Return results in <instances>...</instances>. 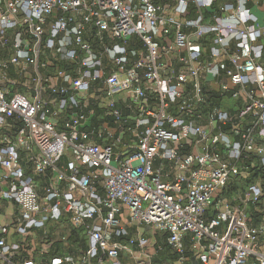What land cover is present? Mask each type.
<instances>
[{"label":"built area","instance_id":"obj_1","mask_svg":"<svg viewBox=\"0 0 264 264\" xmlns=\"http://www.w3.org/2000/svg\"><path fill=\"white\" fill-rule=\"evenodd\" d=\"M247 2L0 0V264H44L38 238L64 214L89 243L53 264H122L124 211L178 252L190 234L205 264H264L247 213L263 186L221 194L250 154L264 166Z\"/></svg>","mask_w":264,"mask_h":264},{"label":"crops","instance_id":"obj_2","mask_svg":"<svg viewBox=\"0 0 264 264\" xmlns=\"http://www.w3.org/2000/svg\"><path fill=\"white\" fill-rule=\"evenodd\" d=\"M247 5L257 16L258 23L264 25V0H248ZM261 40L264 41V37ZM261 62L264 65V52ZM245 163L247 169H243L241 174L231 180L221 193L224 198H228L234 204L241 203L236 197L240 195L243 188L249 183L260 182L264 188V177H261V175L253 176L252 168L259 165L254 153L250 154ZM238 180L244 184L238 186L236 184ZM232 184L237 185L239 189L241 188V191L239 193L231 191V195L228 197L227 192ZM247 206L249 225L264 223V194L259 201L249 202ZM215 210L216 207L210 208L208 214L213 215ZM120 217L121 223L126 225L130 231L129 236L138 238L145 236L149 239L146 244L141 245L137 239L134 242H130L129 236L119 237L129 247L128 249H124L120 254L119 259L122 264H205L199 255V250L194 247L190 234L185 238L184 252H178L168 243V234L166 232L144 222H129L126 211ZM0 219H2L1 216ZM46 230L48 231V235L45 236L40 233L37 243L41 245H38V249L36 250V257L44 264H51L54 256L63 252H73L79 255L80 252H83L88 247V235L80 227L72 225L68 214H64L59 220L51 221L47 225ZM74 238L76 239L74 240ZM40 240H42V243H40ZM255 249L264 253V233L260 235ZM247 263L259 264L254 256H251ZM107 264H111V262H107Z\"/></svg>","mask_w":264,"mask_h":264},{"label":"trees","instance_id":"obj_3","mask_svg":"<svg viewBox=\"0 0 264 264\" xmlns=\"http://www.w3.org/2000/svg\"><path fill=\"white\" fill-rule=\"evenodd\" d=\"M253 170V176H259L261 175V177H264V166L263 165H256L255 167L252 168ZM236 189L237 185L232 184L231 187L229 188V191L231 192V190ZM76 238H74L75 240Z\"/></svg>","mask_w":264,"mask_h":264},{"label":"rangeland","instance_id":"obj_4","mask_svg":"<svg viewBox=\"0 0 264 264\" xmlns=\"http://www.w3.org/2000/svg\"><path fill=\"white\" fill-rule=\"evenodd\" d=\"M236 184L238 185V186H242V184H244V183H242L240 180H238V182H236ZM232 192L233 191H237L236 193H239L240 191H241V188L239 189V187L238 188H236V189H233L232 188V190H231ZM227 195H228V197L231 195V192L230 191H228L227 192ZM41 239H42V236H41ZM40 243H42V240H40ZM39 245H41V244H39Z\"/></svg>","mask_w":264,"mask_h":264}]
</instances>
